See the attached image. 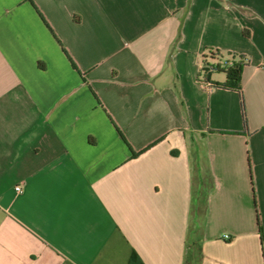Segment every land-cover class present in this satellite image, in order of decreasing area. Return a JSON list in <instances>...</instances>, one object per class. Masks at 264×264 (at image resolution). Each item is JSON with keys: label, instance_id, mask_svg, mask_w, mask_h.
<instances>
[{"label": "crops", "instance_id": "1", "mask_svg": "<svg viewBox=\"0 0 264 264\" xmlns=\"http://www.w3.org/2000/svg\"><path fill=\"white\" fill-rule=\"evenodd\" d=\"M133 253L264 264V0H0V264Z\"/></svg>", "mask_w": 264, "mask_h": 264}, {"label": "trees", "instance_id": "2", "mask_svg": "<svg viewBox=\"0 0 264 264\" xmlns=\"http://www.w3.org/2000/svg\"><path fill=\"white\" fill-rule=\"evenodd\" d=\"M248 61L244 56L231 55L224 59L219 51L211 52L204 58V67L199 74L200 83H210L214 88L234 90L241 95L243 115L246 124L245 103L242 91V74ZM214 73H223L226 76L224 83L213 82L211 76ZM130 264H143L140 257L133 253Z\"/></svg>", "mask_w": 264, "mask_h": 264}, {"label": "built area", "instance_id": "3", "mask_svg": "<svg viewBox=\"0 0 264 264\" xmlns=\"http://www.w3.org/2000/svg\"><path fill=\"white\" fill-rule=\"evenodd\" d=\"M202 86L206 89V90H213L215 89L214 87H212V85L210 83H201ZM15 190L20 193L22 191L21 186H16Z\"/></svg>", "mask_w": 264, "mask_h": 264}]
</instances>
